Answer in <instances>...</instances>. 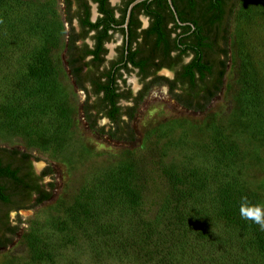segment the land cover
<instances>
[{
  "label": "rangeland",
  "instance_id": "obj_1",
  "mask_svg": "<svg viewBox=\"0 0 264 264\" xmlns=\"http://www.w3.org/2000/svg\"><path fill=\"white\" fill-rule=\"evenodd\" d=\"M26 18L35 32L24 28ZM0 29V103L29 121L11 128L1 124L0 146L30 153L38 173L51 169L44 183L49 190L54 186L48 200L12 215L21 233L11 247L0 248V264H155L156 253L116 242L108 230L77 219L71 210L94 199L104 181L135 160L149 177L150 213L165 191L164 166L198 184H246L264 195V0L238 1L224 85L206 109L186 110L169 99L166 88L153 87L131 123L135 138L129 142L86 126L84 94L64 73L48 80L52 108L23 109L19 88L32 55L46 48L54 61L59 54L47 44L56 36L66 39L61 0H0ZM129 80L134 86V77Z\"/></svg>",
  "mask_w": 264,
  "mask_h": 264
},
{
  "label": "trees",
  "instance_id": "obj_2",
  "mask_svg": "<svg viewBox=\"0 0 264 264\" xmlns=\"http://www.w3.org/2000/svg\"><path fill=\"white\" fill-rule=\"evenodd\" d=\"M178 1L186 2L180 6ZM238 1L173 0L179 15L199 16L198 20H194L198 27V38L194 40L199 43L198 54L187 66L192 78H195L194 67L203 69L208 62L202 53L205 39L203 31L210 26L215 47L223 42L221 54L224 59L217 61L222 64L217 92L221 90L226 74L231 20ZM23 25L26 31L35 32L36 27L31 26L27 18ZM59 41L56 36L54 43L52 41L47 46L55 45L58 49ZM215 52L218 54V51ZM25 55H29L28 52L26 54L25 51ZM50 55L46 48L35 51L27 65V81L19 88L25 97V112H35V107L43 110L53 107L54 92L48 80L53 79L58 72L65 76L67 71L60 55L54 61L50 60ZM76 73L77 70L74 71ZM105 92L104 102L110 107L109 114L115 121V114L119 112V107L115 105V88L108 87ZM209 103L210 99L193 107L204 111ZM139 105L140 102L137 103ZM7 106L0 103V125L11 128L25 122L29 124L26 114L16 116L15 111ZM128 135L114 134L111 137L133 141L135 134L130 131ZM30 156V153H25L20 159L15 154L9 157L0 155L2 203L12 202L13 196L35 193L38 195L36 206L52 196L53 184H50L49 190L39 183L40 176L27 162ZM142 166L136 160L130 162L119 174L101 184L95 192L97 197L74 204L71 208L73 216L83 218L84 222L104 232L108 230L106 233L116 242H130L138 249H148L153 255L156 253L159 259L155 264H264V230L240 215L242 197H246L252 205L264 206V195L260 191L238 183L213 184L204 181L198 184L191 180V176V179L186 180L188 178L181 176L175 167L164 166L161 173L165 180V191L156 211L150 213L147 210L149 177ZM49 173H52L51 169L47 168L42 176ZM19 223L14 227L9 226L12 236L16 234ZM7 224L8 216L0 213V229ZM36 245L41 249L39 244Z\"/></svg>",
  "mask_w": 264,
  "mask_h": 264
},
{
  "label": "flooded vegetation",
  "instance_id": "obj_3",
  "mask_svg": "<svg viewBox=\"0 0 264 264\" xmlns=\"http://www.w3.org/2000/svg\"><path fill=\"white\" fill-rule=\"evenodd\" d=\"M133 1L61 0L68 33L66 39L60 41L59 50H55L60 53L67 75L84 94L81 114L86 126L110 137L128 135L130 131L135 134L131 123L153 87L166 88L167 96L175 104L197 112L202 111L193 106L209 99L211 102L221 92L217 89L222 71L219 62L224 59L223 42L215 47L210 26L202 33L205 38L202 53L208 62L203 69L194 67L195 78H192L187 66L198 54L199 43L194 41L198 38V27L194 20L199 16L179 15L173 0L177 14L169 0H144L134 5L128 15ZM185 2L178 1V4L182 6ZM75 70L78 73L74 74ZM131 77H134V86L129 80ZM108 87L115 88V105L119 107L115 121L104 102ZM25 153L28 152L19 148L0 146L3 157L15 154L21 159ZM27 159L31 169L40 176L39 183L47 189L49 184L44 183V178L51 173L42 176L47 168L42 167L38 173L33 156ZM37 197L35 193L20 194L13 196L10 203L0 201V213L8 216L7 226L0 229V248L11 247L16 235L12 236L9 230V226L14 227L19 222L16 217L12 220V215L33 209ZM16 233H21L19 226Z\"/></svg>",
  "mask_w": 264,
  "mask_h": 264
},
{
  "label": "clouds",
  "instance_id": "obj_4",
  "mask_svg": "<svg viewBox=\"0 0 264 264\" xmlns=\"http://www.w3.org/2000/svg\"><path fill=\"white\" fill-rule=\"evenodd\" d=\"M240 215L244 219L251 220L264 230V206L252 205L247 201L246 197H242Z\"/></svg>",
  "mask_w": 264,
  "mask_h": 264
},
{
  "label": "water",
  "instance_id": "obj_5",
  "mask_svg": "<svg viewBox=\"0 0 264 264\" xmlns=\"http://www.w3.org/2000/svg\"><path fill=\"white\" fill-rule=\"evenodd\" d=\"M141 1H144V0H134V1L130 4L128 15H130V12H131V9L133 8V6L136 5V4H138V3L141 2ZM169 2H170L171 5H172V0H169ZM172 7L174 8L173 5H172ZM174 10H175V8H174ZM175 13H176V10H175ZM176 14H177V13H176Z\"/></svg>",
  "mask_w": 264,
  "mask_h": 264
},
{
  "label": "bare ground",
  "instance_id": "obj_6",
  "mask_svg": "<svg viewBox=\"0 0 264 264\" xmlns=\"http://www.w3.org/2000/svg\"><path fill=\"white\" fill-rule=\"evenodd\" d=\"M164 91V90H163Z\"/></svg>",
  "mask_w": 264,
  "mask_h": 264
}]
</instances>
